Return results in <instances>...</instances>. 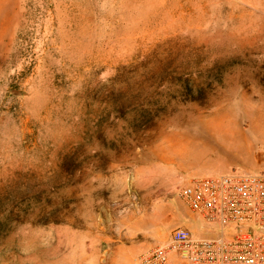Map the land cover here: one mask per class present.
<instances>
[{
	"label": "rangeland",
	"instance_id": "374dc122",
	"mask_svg": "<svg viewBox=\"0 0 264 264\" xmlns=\"http://www.w3.org/2000/svg\"><path fill=\"white\" fill-rule=\"evenodd\" d=\"M236 171L264 172V0H0V264H134L177 186Z\"/></svg>",
	"mask_w": 264,
	"mask_h": 264
},
{
	"label": "built area",
	"instance_id": "2783aa9c",
	"mask_svg": "<svg viewBox=\"0 0 264 264\" xmlns=\"http://www.w3.org/2000/svg\"><path fill=\"white\" fill-rule=\"evenodd\" d=\"M175 192L208 223V236L176 226L134 264H264V172L199 175Z\"/></svg>",
	"mask_w": 264,
	"mask_h": 264
},
{
	"label": "crops",
	"instance_id": "0c3cea01",
	"mask_svg": "<svg viewBox=\"0 0 264 264\" xmlns=\"http://www.w3.org/2000/svg\"><path fill=\"white\" fill-rule=\"evenodd\" d=\"M190 215L186 218L185 221L180 224H184L194 235L197 236H208V226L202 218L197 214L190 212Z\"/></svg>",
	"mask_w": 264,
	"mask_h": 264
}]
</instances>
